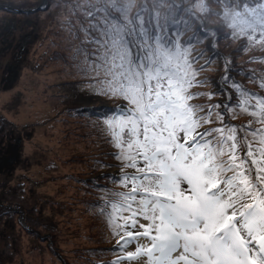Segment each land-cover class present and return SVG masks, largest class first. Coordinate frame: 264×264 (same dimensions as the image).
I'll return each mask as SVG.
<instances>
[{"label": "snow or ice", "instance_id": "1", "mask_svg": "<svg viewBox=\"0 0 264 264\" xmlns=\"http://www.w3.org/2000/svg\"><path fill=\"white\" fill-rule=\"evenodd\" d=\"M65 7L85 86L122 102L100 121L120 164L118 190L105 186L98 205L118 250L110 264H264V74L237 69L217 51L220 39L243 41L240 52L264 51V0ZM210 17L227 29L223 36L206 27ZM217 59L224 75L201 79ZM210 83L215 92L193 91ZM215 96L224 99L213 103ZM240 115L246 124L232 122Z\"/></svg>", "mask_w": 264, "mask_h": 264}, {"label": "rangeland", "instance_id": "2", "mask_svg": "<svg viewBox=\"0 0 264 264\" xmlns=\"http://www.w3.org/2000/svg\"><path fill=\"white\" fill-rule=\"evenodd\" d=\"M72 2L0 0V264H110L118 251L98 205L105 186L118 190L120 164L100 121L122 102L95 95L77 72L73 50L79 42L66 24L65 5ZM206 27L227 32L215 17ZM207 44H196L194 52ZM242 44L220 39L217 51L237 69L264 74V63L249 62L264 51H237ZM8 67L14 77L6 85ZM223 75L217 59L200 78ZM236 79L260 91L243 75ZM248 120L240 115L232 122Z\"/></svg>", "mask_w": 264, "mask_h": 264}, {"label": "trees", "instance_id": "3", "mask_svg": "<svg viewBox=\"0 0 264 264\" xmlns=\"http://www.w3.org/2000/svg\"><path fill=\"white\" fill-rule=\"evenodd\" d=\"M22 52V51H21ZM19 53V50L17 51V54ZM11 69H12V67H11ZM13 73H10L9 72V67L7 68V70H6V72H5V75H4V77H3V83H6V85L7 84H9V82L13 79V77H14V75H12ZM10 80V81H9ZM7 81H9V82H7Z\"/></svg>", "mask_w": 264, "mask_h": 264}]
</instances>
